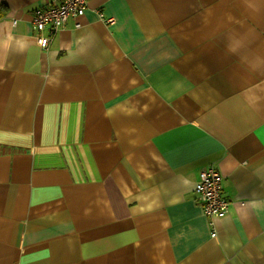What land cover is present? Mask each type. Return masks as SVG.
Instances as JSON below:
<instances>
[{"label": "crops", "instance_id": "1", "mask_svg": "<svg viewBox=\"0 0 264 264\" xmlns=\"http://www.w3.org/2000/svg\"><path fill=\"white\" fill-rule=\"evenodd\" d=\"M49 1L0 0V264H264V0H88L45 49Z\"/></svg>", "mask_w": 264, "mask_h": 264}, {"label": "built area", "instance_id": "2", "mask_svg": "<svg viewBox=\"0 0 264 264\" xmlns=\"http://www.w3.org/2000/svg\"><path fill=\"white\" fill-rule=\"evenodd\" d=\"M88 0H51L45 6L37 7L32 14V24L37 33V41L48 48L53 38L73 19L75 27H81L80 17L87 9ZM105 22L111 18L98 11ZM196 193L204 203V211L210 217V225L215 226L216 219L225 216L229 201L223 196L222 175L213 166L200 171L196 184Z\"/></svg>", "mask_w": 264, "mask_h": 264}]
</instances>
